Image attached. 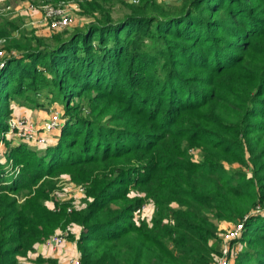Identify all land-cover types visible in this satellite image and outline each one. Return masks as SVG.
Wrapping results in <instances>:
<instances>
[{
    "label": "trees",
    "instance_id": "16d2710c",
    "mask_svg": "<svg viewBox=\"0 0 264 264\" xmlns=\"http://www.w3.org/2000/svg\"><path fill=\"white\" fill-rule=\"evenodd\" d=\"M78 7L90 21L48 38L0 26V135L13 102L63 107L55 142L0 165V264L67 225L82 264H216L222 222L243 225L233 264H264V0ZM66 178L80 206L58 202Z\"/></svg>",
    "mask_w": 264,
    "mask_h": 264
},
{
    "label": "rangeland",
    "instance_id": "374dc122",
    "mask_svg": "<svg viewBox=\"0 0 264 264\" xmlns=\"http://www.w3.org/2000/svg\"><path fill=\"white\" fill-rule=\"evenodd\" d=\"M79 1L80 0H53V1H47V0H0V26L5 21L8 20V21L14 22L15 25L18 26V28H19L18 30L27 29V31L29 30V31L35 32V30L42 31L44 29V33L47 35L46 38L53 36V35H56V34H59L61 32L63 33L65 31L72 32V30L74 28L81 27L90 21L89 19H86L85 17L80 15L81 13H79V7H78ZM117 1H120V0H117ZM122 1L129 3V4L137 3V1L131 2V0H127V1L122 0ZM157 1L163 5L164 4L176 5L180 2V0H157ZM62 3H63V6L68 10L69 14L72 15L73 18L75 19V22H74L73 26H71V27L65 28V29L60 30V31H51L46 26L45 27L42 26L44 21H43L41 15H40V18L38 19V21L34 20L33 17H31V12L37 11L40 13L38 8H40V6H42L44 4H49L52 6H58L59 4H62ZM114 9H115L114 16L118 17V16L122 15L125 8H123V6L120 5L119 3H115ZM37 102H38L37 104H39V105H36V107H32L33 104L31 103L32 106H29V108H32V110H35L39 114V117H45L46 115H48V118H49L51 115L57 114L59 116V121L62 119V113H63L62 108L63 107H62V105L59 104V102H55V103L48 102V103H46V101H44L41 96L37 99ZM15 105L22 106V105H19V103H15ZM23 107H27V105L23 106ZM40 119H42V118H40ZM35 124L36 125L38 124L37 121ZM60 128L61 127L59 126V128L56 132L60 133ZM55 134L57 135V133H54L53 136H51L52 134H49L48 140L51 137L56 138ZM47 144L50 145L49 142H47L46 145ZM44 146L45 145H43L41 147H44ZM190 151H192V150H190ZM192 156L194 157L195 161H197L199 159V157L201 156V154L199 153L198 150H195V151H193ZM66 181H67V183H71V182H68L67 178H66ZM66 181H60L59 189L56 191L58 194L57 195L58 201H61V199H63L66 202H70V203L73 202L74 207L80 206L82 199H79L77 197H70V196H73V194L77 190V188L74 187L73 185L72 186L66 185ZM173 207H175V206H173ZM154 210L155 209L153 206V211L150 212L149 204H146L142 208L140 214H135L134 218L136 221H139L140 219H144V220L149 221L154 214ZM261 213H264V210H262ZM70 226L72 227L71 232L69 233V237L66 238V240H68L69 242H74L75 233L73 231L74 226H72V225H67L65 227L58 228L55 231V233L61 232L66 227H70ZM233 228H234V224L226 223V222L220 223L219 224L220 232L218 234V239H217V241L214 242L217 249L220 250L221 252L227 246L226 249L228 250V252H227V255L225 257L231 261V264H233L237 254L243 249V246L241 243H236L235 241L225 242L223 240V238H224V235H222L223 232L224 231L225 232L231 231V230H233ZM79 235H78V238H79ZM220 236H221V238H220ZM221 257H223V253H221ZM28 261H26V262H28ZM36 264H39V263H36Z\"/></svg>",
    "mask_w": 264,
    "mask_h": 264
},
{
    "label": "built area",
    "instance_id": "2783aa9c",
    "mask_svg": "<svg viewBox=\"0 0 264 264\" xmlns=\"http://www.w3.org/2000/svg\"><path fill=\"white\" fill-rule=\"evenodd\" d=\"M127 1V0H126ZM137 0H131V2H136ZM40 11V15L44 21L42 26H46L51 31H60L65 28L73 26L75 19L72 15L69 14L68 10L63 6L62 4H59L58 6H52L49 4H44L38 8ZM1 47V45H0ZM5 55L4 52H0V69H2L5 65ZM59 126H61V120L59 121V116L57 114H53L49 117L48 120L44 121L40 125H36L31 121V119L26 117H20V118H10L8 120V129L6 132L2 133L0 135V164L3 165V168L5 169L4 175H9L16 177L19 174L20 169L18 167H15L12 164V160H7L6 162H3L1 159L4 158V156H7V149L5 146V140H9L10 138H15L21 143L28 145V146H43L46 145L48 142V135L57 131ZM66 185H73L77 188V190L74 192L73 196L70 197H80L84 194V188L82 186H76L72 183H67ZM59 203L66 202L65 200L61 199V201H58ZM50 209L53 211H58L59 208L56 207L52 202L49 203ZM71 204L74 205L73 202ZM72 207L69 206L68 212H71ZM71 226L66 227L61 232H56L53 235H51L48 239L44 241V244L46 246L50 245H61L65 243L67 240L66 238L69 237V233L71 232ZM243 229L242 224H238L234 226L233 230L226 231L222 235H224L223 240L225 242H231L233 240L238 239L241 236ZM221 235V236H222ZM220 236V238H221ZM227 248V246H226ZM224 248V250L221 252L223 253V257L220 256V258L217 259L216 264H231V261L226 258L228 250ZM71 264H81L80 259H73L71 260Z\"/></svg>",
    "mask_w": 264,
    "mask_h": 264
},
{
    "label": "crops",
    "instance_id": "0c3cea01",
    "mask_svg": "<svg viewBox=\"0 0 264 264\" xmlns=\"http://www.w3.org/2000/svg\"><path fill=\"white\" fill-rule=\"evenodd\" d=\"M31 17H33L34 20L38 21V19L40 18V13L37 11H32ZM35 32H36L35 34L39 37H47V35L44 33V29L42 31L35 30ZM11 109H12V113H11L12 118L26 117V118L31 119V121H33L34 124L37 121V123H38L37 125H40L45 120L49 119L48 115H46L45 117H39V114L35 110H32V108L18 106V105H15L14 102L11 104ZM40 118H42V119H40ZM54 133H57V135L55 134L56 138L51 137L48 140V142L50 144L55 142L57 137L59 136L58 132L55 131ZM54 133H51L52 134L51 136H53ZM20 144H21V142L15 138H10L9 140H5V146H7L6 147L7 156L6 157L4 156V158H2L1 160L3 162H6L8 160L7 157H8L9 149L14 148L16 146H19ZM0 165H2V164H0ZM147 204H149L150 212H152L153 211V205L151 203H147ZM48 206L50 208L51 205L48 204ZM73 231L75 233L74 242H69L67 240L68 242L66 241L65 243H63L61 245H50V246H46L44 244V242L38 243L34 246V250L31 253H29L26 257L19 259L20 264H36L37 258H42L44 260H52L53 263H55V264H71V260H73V259H80V261H81V255H80V253L77 249V245H76L77 244L76 241L78 239V235L81 232V229L79 227L74 226ZM26 261H28V262H26Z\"/></svg>",
    "mask_w": 264,
    "mask_h": 264
}]
</instances>
